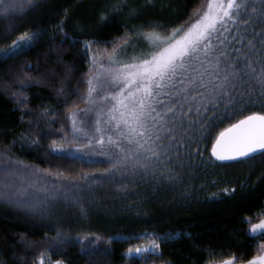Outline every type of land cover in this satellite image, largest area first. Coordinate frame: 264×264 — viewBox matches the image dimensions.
I'll list each match as a JSON object with an SVG mask.
<instances>
[{"label":"trees","instance_id":"16d2710c","mask_svg":"<svg viewBox=\"0 0 264 264\" xmlns=\"http://www.w3.org/2000/svg\"><path fill=\"white\" fill-rule=\"evenodd\" d=\"M23 2L0 12V264H245L259 256L264 232L249 229L264 218V152L219 164L210 149L232 124L264 115V87L244 76L219 94L200 88L202 97L187 80L213 71L217 59L224 69L250 61L260 72L264 0H247L234 21L218 24L215 50L158 98L173 108L164 123L178 153L95 183L83 177L106 174L110 157L74 138L71 118L86 101L93 57L106 60L126 31L185 27L208 0H128L135 14L120 0ZM25 33L30 44L6 56ZM65 185H79L73 200L52 196ZM147 239L159 244L153 253L126 255Z\"/></svg>","mask_w":264,"mask_h":264},{"label":"snow or ice","instance_id":"6c2138e0","mask_svg":"<svg viewBox=\"0 0 264 264\" xmlns=\"http://www.w3.org/2000/svg\"><path fill=\"white\" fill-rule=\"evenodd\" d=\"M246 2L247 0L243 2L241 0H208L207 9L186 31L174 29L170 35L162 36L155 30L151 32L140 30L132 33L135 39H132L126 31L124 36L119 38L123 44L113 42L111 53L105 56L106 64L93 57L92 64L100 67L104 79L99 81L98 76L89 79L90 87L85 99H94L92 94L96 88L91 85L97 81L109 86L106 94H98V98L110 101L111 106L104 113L103 120L97 116L96 126L91 131L77 127V122L73 118L72 134L76 139L87 137L85 143L92 147L93 151L109 156L111 170H106V174L100 176H85L83 177L85 180L95 183L110 179L112 171L130 169L135 171L138 168L147 170L151 164L161 161L162 155L171 159L173 154L178 153L179 149L174 145L179 144L180 141L176 140L173 130L167 128L164 123L165 116L168 112H172L173 108L158 98L161 95H168L164 90L169 86L174 87V80L187 76L192 60H198L200 55L207 57L215 50L211 41L213 33L218 31L217 25L234 21L237 15L236 10L244 7ZM28 3H31V0H28ZM24 6L23 0H7V2L0 0L2 13L22 10ZM118 6H128L130 14L136 12L134 7L128 5V0H120ZM252 11L255 12L256 8L253 7ZM20 39L30 41L31 37L25 33ZM140 44H144L145 48L136 54ZM129 48L133 55L123 59L122 55L126 56ZM221 71L224 73L223 77L219 83H214L213 81L217 79ZM198 75L199 79L192 77L187 80V85L192 86V90L202 97L204 94L199 92L200 88L206 89L210 94H219L226 91L228 86L234 87V81L243 79L244 76L255 79L264 87V67H261L260 72L257 73L250 61L243 69L233 63L228 65V69H224L220 67V61L217 59L213 71L199 72ZM205 75L211 79L205 80ZM179 82L185 83L184 80ZM187 91L186 86L185 92ZM156 104H161L162 107L158 109L154 106ZM161 112H164V115H160ZM102 124L107 127H102ZM157 124L160 127H157ZM161 130H166L169 134L161 136L159 135ZM94 145H99V148L96 149ZM169 148L172 149V153L168 152ZM258 149H264V115L253 113L222 131L212 146V154L221 161L243 160L252 158ZM76 187L79 185H65L63 189H54L52 196L73 200L77 195L74 192ZM18 202L35 207L27 200ZM257 229L264 231V218L258 224L252 225L253 233ZM158 247L159 244L153 240L151 248L138 246L135 252L139 254ZM129 251L131 252L132 249ZM100 252L106 254V250L101 249ZM225 264H233V262L228 260ZM248 264H264V255L250 260Z\"/></svg>","mask_w":264,"mask_h":264},{"label":"rangeland","instance_id":"374dc122","mask_svg":"<svg viewBox=\"0 0 264 264\" xmlns=\"http://www.w3.org/2000/svg\"><path fill=\"white\" fill-rule=\"evenodd\" d=\"M207 4H208V2L206 3V5H205V7H204L203 12L207 9ZM203 12H202V13H203ZM202 13H201L200 15H202ZM200 15H198L196 18H194L193 20H191L190 23H188L185 27H181V28H178V29H182V30H185V31H186L189 27H191L192 24H194V23L196 22V20L200 17ZM149 32H151V31H149ZM158 33H159V32H158ZM171 33H172V32H171ZM171 33H169V34H167V35H163V34H161V33H160V34H161L162 36H168V35H170ZM132 39H135V37L133 36ZM30 42H31V41H29V40H27V39L20 40V41H19L18 43H16V44H15L10 50H8V51L5 53V55L8 56V55H11V54L16 53L17 51H19V50H21V49L27 47V46L30 44ZM144 48H145L144 44H140V45L137 47V49H136V54H139V52H140L142 49H144ZM132 55H133V52H132L131 48H129L128 51H127V55H126V56L122 55V58H123V59H127L128 57H131ZM102 62L106 64V63H107V60H103ZM93 76H98V80H99V81H103L104 77H103V75L101 74V69H100L99 66H97V68H96L95 71L93 72L91 78H92ZM91 78H90V79H91ZM89 87H90V85L88 84V89H89ZM91 87L96 88V91L93 92V94H92V96H93L94 99H86V101H85L83 107L81 108V110H79V111H75V115H72V117H71L72 120H73V118L76 120V122H77V127H82V128H85L86 130H89V131H91V130L96 126V125H95V120H96L97 116H100V118L103 120V119H104V113H105V112L107 111V109L111 106V102H110V101H108V100H100V99L98 98V94H100V95H104V94H106V91L109 89V86H108L107 84H100V83H98L97 81H94L93 84L91 85ZM87 95H88V91H87ZM82 110H83V111H82ZM101 126H102V127H106L104 124H102ZM94 147H95L96 149H98V148H99V145H95ZM88 149H89V148H88ZM91 149L93 150V148H91ZM93 152H95V151H93ZM258 217H259V218L264 217V211L261 212V213L258 215ZM260 220H261V219H260ZM260 220L257 221L255 224H258V223L260 222ZM251 228H252V225L250 226L249 231H250V233L253 234V235H254V234H257V233L264 232V231H262V230H260V229H257V230L255 231V233H253L252 230H251ZM151 241H153V240H151V239H147V240L145 241V244H144L143 246H141V248H151ZM135 249H136V248L132 249L131 252L128 251L126 255L129 256V257H138V256H140L142 253H153V252L155 251L156 248L151 249L150 251H143V252H141V253H139V254H137V253L135 252ZM261 255H264V250H263V252H262L259 256H261ZM259 256H257V257H259ZM257 257H255V258H257ZM252 260H253V259H252ZM56 264H58V263H56ZM219 264H225V262H224V263H219ZM245 264H248V262L245 263Z\"/></svg>","mask_w":264,"mask_h":264},{"label":"water","instance_id":"95a60500","mask_svg":"<svg viewBox=\"0 0 264 264\" xmlns=\"http://www.w3.org/2000/svg\"><path fill=\"white\" fill-rule=\"evenodd\" d=\"M219 135H220V134H219ZM219 135H218V137H219ZM218 137H217V138H218ZM217 138L215 139V141H214V143L212 144V146L216 143ZM261 152H264V149H258L257 152L254 153L252 156H255V155H257V154H259V153H261ZM210 157L212 158V160H213L214 162L219 163V164H228V163H233V162L240 161V160H223V161L218 160V159L212 154V147H211V149H210Z\"/></svg>","mask_w":264,"mask_h":264}]
</instances>
